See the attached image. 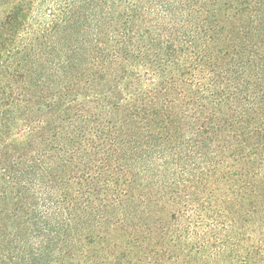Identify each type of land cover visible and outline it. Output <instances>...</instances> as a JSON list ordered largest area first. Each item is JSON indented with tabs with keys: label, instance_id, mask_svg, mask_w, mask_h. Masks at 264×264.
Wrapping results in <instances>:
<instances>
[{
	"label": "trees",
	"instance_id": "trees-1",
	"mask_svg": "<svg viewBox=\"0 0 264 264\" xmlns=\"http://www.w3.org/2000/svg\"><path fill=\"white\" fill-rule=\"evenodd\" d=\"M0 264H264V0H0Z\"/></svg>",
	"mask_w": 264,
	"mask_h": 264
},
{
	"label": "rangeland",
	"instance_id": "rangeland-1",
	"mask_svg": "<svg viewBox=\"0 0 264 264\" xmlns=\"http://www.w3.org/2000/svg\"><path fill=\"white\" fill-rule=\"evenodd\" d=\"M211 215H212V214L210 213L209 216H208V223L211 221V218H210Z\"/></svg>",
	"mask_w": 264,
	"mask_h": 264
}]
</instances>
